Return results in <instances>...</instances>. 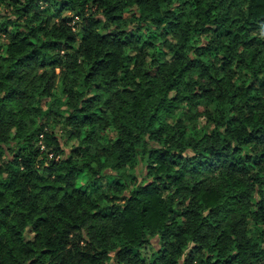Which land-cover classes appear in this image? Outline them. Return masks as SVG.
I'll use <instances>...</instances> for the list:
<instances>
[{
    "label": "trees",
    "instance_id": "16d2710c",
    "mask_svg": "<svg viewBox=\"0 0 264 264\" xmlns=\"http://www.w3.org/2000/svg\"><path fill=\"white\" fill-rule=\"evenodd\" d=\"M2 36L0 264H264V0H0Z\"/></svg>",
    "mask_w": 264,
    "mask_h": 264
},
{
    "label": "rangeland",
    "instance_id": "374dc122",
    "mask_svg": "<svg viewBox=\"0 0 264 264\" xmlns=\"http://www.w3.org/2000/svg\"><path fill=\"white\" fill-rule=\"evenodd\" d=\"M65 14H68V12H65ZM126 15H129V12H125V16ZM6 42V38L5 37H1L0 38V44H3V43H5ZM60 89H61V81H60V78L59 77H57L56 78V85H55V88H54V91H53V93L56 95V96H59V94H60ZM45 100L46 99H44L43 100V102H42V106L44 107V108H46L47 107V104L45 103ZM186 109V107L184 108V110ZM199 110L201 111V108L199 107ZM186 124H188V127L190 126V127H192L193 129H195L196 131H197V133H199V134H201V133H203V132H205V131H208L211 127H212V124H211V122L209 121V120H207V119H205V118H203V117H199V118H197V119H194V120H192V121H190V122H185ZM55 132L57 133V135H58V137H59V139H60V143H61V145H62V147H63V149L65 150V152H68L69 151V148H70V146L74 143V142H76V141H74V140H72V141H70V142H65V140L67 139V137H66V135H63V133H62V129H61V127L60 126H55ZM140 166H138L137 167V169H136V175H138V178L140 179L141 178V176H139L140 175ZM25 237L26 238H31L32 237V234L29 232V231H27V233L25 234ZM144 252V254L145 255H149V253H150V251H149V249H146V250H144L143 251ZM113 254L111 253L110 254V256H112Z\"/></svg>",
    "mask_w": 264,
    "mask_h": 264
}]
</instances>
